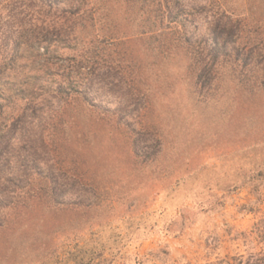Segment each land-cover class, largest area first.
I'll return each instance as SVG.
<instances>
[{"label":"rangeland","instance_id":"rangeland-1","mask_svg":"<svg viewBox=\"0 0 264 264\" xmlns=\"http://www.w3.org/2000/svg\"><path fill=\"white\" fill-rule=\"evenodd\" d=\"M184 4L191 45L126 0L91 1L94 42L59 45L31 81L43 122L0 146V264L264 255V0ZM71 82L84 94L65 103Z\"/></svg>","mask_w":264,"mask_h":264},{"label":"trees","instance_id":"trees-1","mask_svg":"<svg viewBox=\"0 0 264 264\" xmlns=\"http://www.w3.org/2000/svg\"><path fill=\"white\" fill-rule=\"evenodd\" d=\"M91 1L93 0H0V12H6L5 20L0 17V45L3 46V51L0 49V146L27 120L38 119L40 116V123L43 122V115L31 107L35 88L31 81L37 82L43 71L48 72L50 67L55 66L48 58L56 52V48L59 45H79L82 42L90 45L94 42L88 33L87 37L83 35L87 28L95 27L96 11ZM184 1L126 0V4L143 18V23L148 24L149 28L165 24L167 30H178L182 41L191 45L187 31L189 9ZM226 26L230 33L238 26V21H232L231 16L227 15V22L223 27ZM213 31L215 30L211 28L212 34ZM103 40L111 41L112 38L106 37ZM213 41L214 45H221L217 37ZM28 49H33L35 53L25 56ZM40 49L44 50L43 53H40ZM40 60L46 62V66L41 65ZM94 60L93 52L87 50L79 63L81 68L86 69L85 66H88L90 71L89 65ZM205 69V66L201 67L199 78L206 72ZM83 92L81 86L71 82L62 94H65V103H69L71 96H81ZM82 98L87 100L85 95ZM18 103H23L24 107L15 113ZM92 105L96 106V103ZM4 109L7 111L4 112ZM9 204L8 202L5 206ZM215 264H264V255H249L247 258L240 255L219 260Z\"/></svg>","mask_w":264,"mask_h":264}]
</instances>
